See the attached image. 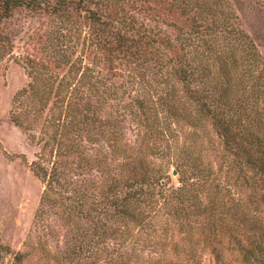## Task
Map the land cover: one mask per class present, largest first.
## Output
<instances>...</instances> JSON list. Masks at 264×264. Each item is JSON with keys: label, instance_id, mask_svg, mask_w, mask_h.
I'll return each mask as SVG.
<instances>
[{"label": "trees", "instance_id": "16d2710c", "mask_svg": "<svg viewBox=\"0 0 264 264\" xmlns=\"http://www.w3.org/2000/svg\"><path fill=\"white\" fill-rule=\"evenodd\" d=\"M127 1L70 0L92 38H84L80 56L75 46L57 50L56 66H70L80 77L75 84L47 79L57 91L52 142L45 140L41 154L50 155L51 167L35 169L47 186L44 205L51 191L77 195L64 199L75 202L68 215L81 221L77 252H90L89 260L104 252V264H205L206 252L237 248L248 264H260L264 222L249 209L256 196L264 202V75L256 72L255 43L230 25L225 0H174L189 25L172 24L174 34L140 26L122 7ZM23 6L44 3L0 0V26ZM96 61L111 78L96 71ZM136 63L141 69L118 74V66ZM136 85L139 94L127 93ZM110 103L124 114L114 123L100 115ZM126 117L140 127L134 141L120 126ZM15 258L21 264L26 257Z\"/></svg>", "mask_w": 264, "mask_h": 264}, {"label": "rangeland", "instance_id": "374dc122", "mask_svg": "<svg viewBox=\"0 0 264 264\" xmlns=\"http://www.w3.org/2000/svg\"><path fill=\"white\" fill-rule=\"evenodd\" d=\"M36 1L44 3L43 9L18 7L0 26V244L5 252L0 255V264H16L17 254L26 257L21 264H91L93 261L104 264L107 257L104 252H99L93 260L88 259L90 252H77L81 221L68 215L74 200L64 199H75L77 195L73 191H51L47 197L49 203L44 205L47 186L35 172L37 165L51 167L50 155L46 153L41 157V154L45 140L50 141L49 137L53 135L49 121L56 100L54 94L57 90L54 88L57 83L50 86L47 79L57 82L68 78L70 83L75 84L80 78L70 74V66H56L57 50L69 51L75 46L80 56L84 38H92V31L85 16L73 10L70 0ZM133 1H127L122 7L136 17L140 26L150 28L152 25L172 34L174 28L169 27L172 24L189 30L187 21L175 13L178 9L174 0H138L137 5ZM173 1L174 8L171 7ZM225 1L234 18L230 25L238 27L255 43L262 58L256 72L264 75V0ZM69 15L72 16L68 18ZM88 63L92 64L89 57ZM141 66L140 63L121 65L117 71L127 77L130 70L141 69ZM102 67L95 62L96 71L111 78V74ZM31 73L42 75L35 90L30 88L34 81ZM129 89H132L131 86ZM136 89L138 85L127 93L137 95L139 90ZM142 91L148 98L154 94L151 90ZM127 93L123 108L130 103ZM110 104L112 107L105 108L100 115L102 119L107 118L109 123H114L117 117L123 118L124 114L116 103ZM14 119L24 124L25 128L19 127ZM120 126L124 127L127 140L137 138L140 127L131 117H126ZM69 161L78 160L72 156ZM174 170L171 172L172 182L178 185L179 176L178 173L173 175ZM71 177L79 183L83 181V177L73 172ZM93 178L99 181L100 174L95 171ZM255 202L259 204L250 205L249 209L264 222V202L259 196H256ZM216 253L217 257H213L206 252L204 263L248 264L243 258L244 252L237 248ZM255 253L260 264H264V252Z\"/></svg>", "mask_w": 264, "mask_h": 264}, {"label": "water", "instance_id": "95a60500", "mask_svg": "<svg viewBox=\"0 0 264 264\" xmlns=\"http://www.w3.org/2000/svg\"><path fill=\"white\" fill-rule=\"evenodd\" d=\"M173 175H175V176L177 175V171L176 170H174Z\"/></svg>", "mask_w": 264, "mask_h": 264}]
</instances>
